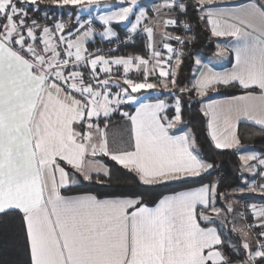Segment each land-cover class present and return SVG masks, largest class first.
<instances>
[{"label": "snow or ice", "instance_id": "snow-or-ice-1", "mask_svg": "<svg viewBox=\"0 0 264 264\" xmlns=\"http://www.w3.org/2000/svg\"><path fill=\"white\" fill-rule=\"evenodd\" d=\"M200 28L212 58L196 50ZM228 56L230 70L210 66ZM230 89L240 94L208 99ZM185 96L199 100L214 148L239 153L243 183L224 193L209 181L155 201L156 186L218 167L190 129L172 134ZM133 103L134 113L122 110ZM117 113L130 122L127 147L110 146ZM240 121L264 136V0H0V236L19 229L26 264H264V151L241 152ZM113 180L119 195L107 191ZM84 182L106 190L61 193ZM245 194L261 203L237 211Z\"/></svg>", "mask_w": 264, "mask_h": 264}, {"label": "trees", "instance_id": "trees-1", "mask_svg": "<svg viewBox=\"0 0 264 264\" xmlns=\"http://www.w3.org/2000/svg\"><path fill=\"white\" fill-rule=\"evenodd\" d=\"M67 11V10H65ZM64 19H68L67 16ZM125 25H118L115 30L123 36L125 32ZM197 40L196 50L200 53L207 54L213 49V45L207 41L204 35L207 33L202 28L197 29ZM97 41L99 38H96ZM116 45H111L115 47ZM96 47H102L107 49L110 47L107 43H96ZM139 42L136 44L135 51L140 52ZM142 49V48H141ZM133 53V48H120L117 55ZM191 75V64L188 59H185L184 64L180 69V81L181 84L187 83L188 78ZM240 94V90H221V94H214L217 96H231ZM167 99V93L163 94ZM189 98V97H187ZM184 97V117L183 123L185 127L190 129L196 136L197 149L200 155L208 158L214 162L218 167L217 170L212 171L211 175H206L199 178L194 183H180L171 182L156 186L154 190L153 199L158 201L161 197L167 194H172L178 191L198 187L200 184L207 183L209 181L219 180V190L224 192L235 188L240 185V162L238 159V153L235 150H217L214 148L212 142L207 136L206 132V118L200 113V103L196 98L191 101ZM171 115V113H170ZM113 117H118V114ZM259 132V128L248 123H240L238 125V135L241 139V144L252 147L256 152L264 151V136L255 135L254 133ZM105 163L111 165L112 162L108 158H102ZM254 179V178H253ZM120 183H127L131 185V181H121ZM117 184L116 180H113V187L107 189L108 192L115 195H119L121 189L115 187ZM106 189L101 188L99 185L89 184L87 182L78 183L72 185L70 189H62L64 194H76V193H92L99 194L104 192ZM103 198V197H102ZM26 252H25V241L17 228L15 231H10L7 238L0 236V264H26Z\"/></svg>", "mask_w": 264, "mask_h": 264}, {"label": "crops", "instance_id": "crops-1", "mask_svg": "<svg viewBox=\"0 0 264 264\" xmlns=\"http://www.w3.org/2000/svg\"><path fill=\"white\" fill-rule=\"evenodd\" d=\"M155 2H156V0H141L142 5L147 6V7H151ZM232 2H233L234 5L240 6V5L244 4L246 2V0H232ZM121 25H123V24H121ZM125 31H126V29H125ZM204 36L207 39V41L210 42L213 45V49H211L210 52H208L207 54H203V53H201V54L203 56H205V57L212 58L213 53L215 51V42L209 40L208 34H206ZM221 42L222 43H227V39L226 38L221 39ZM139 53L142 54V55H146V53L141 48H140V52ZM205 62H208V61L205 60ZM233 62H234V58L231 57V56H228V57H225L223 59H212V63H211L210 66L213 67L214 71H221L222 72V71L230 70ZM133 75H135V73H133ZM146 95H147V100H145L144 102H154V100L157 97L158 93L152 92V93H148ZM231 96H233V95H231ZM187 97L188 96H186V98ZM229 97L230 96H225L224 97V96H217V95H214V94H210L208 99L209 100H215V101H223V100L228 99ZM159 98L160 99H166L164 95H159ZM187 99H189V98H187ZM196 100H198V99H196ZM137 106L138 105L135 104V103H133V104H125V105L122 106V110L123 111H128L129 113H134L135 112V108ZM200 107H201V104H200ZM117 114H118V117H113L112 118L111 126H110V128L108 130L110 146L114 147V148L115 147H127L130 144V142H131L130 141V122H128L126 119L122 118L119 115V113H117ZM240 123L251 124V122H248V121H240L239 124ZM186 130H188V128L185 127L184 123H182L181 125H178L177 128L172 130V134L173 135H181ZM245 146L246 145H242L241 144V152H243L244 150H246V148H248V147H245ZM238 155H239V153H238ZM246 179L251 181V180H253V177L252 176L250 178L247 177ZM191 189H193V188L182 190V191H187V190H191ZM182 191H178V192H175V193H172V194H167V195H176V194H178V193H180ZM61 193H62V189H61ZM62 194L63 195H68V196H79V195H88V194H92V193H76V194H64V193H62ZM164 196H166V195H164ZM163 197H161V198H163ZM256 203L260 204L261 201L257 199ZM239 208H240V206H239ZM238 211H240V209Z\"/></svg>", "mask_w": 264, "mask_h": 264}, {"label": "rangeland", "instance_id": "rangeland-1", "mask_svg": "<svg viewBox=\"0 0 264 264\" xmlns=\"http://www.w3.org/2000/svg\"><path fill=\"white\" fill-rule=\"evenodd\" d=\"M245 147H248L246 148V150H244L243 152H248V151H255L254 149H252V147H249V146H245ZM240 175H241V170H240ZM243 176L245 178H250L251 177V174L249 173H244ZM243 183V180L241 179V182H240V185L235 187V188H231L230 190H226L224 191V193H233V191L237 188H239L241 186V184ZM235 196H239L240 194L239 193H234ZM259 200V197L256 195V194H246L245 196H243L242 198L240 199H236L234 200V206L236 207L237 211L240 209L239 206L241 207V203L242 201H247L248 203H251V202H256L257 199ZM228 200H233V196H229L228 197ZM219 206V204H218ZM237 223L239 224L240 221L237 220Z\"/></svg>", "mask_w": 264, "mask_h": 264}, {"label": "built area", "instance_id": "built-area-1", "mask_svg": "<svg viewBox=\"0 0 264 264\" xmlns=\"http://www.w3.org/2000/svg\"><path fill=\"white\" fill-rule=\"evenodd\" d=\"M103 49H104V48H103ZM105 51H106V49H105ZM256 179H257V182H260V181L258 180V178H256ZM247 204H248L247 201H242V203H241V207H240V211L243 210ZM249 222H250V221H249Z\"/></svg>", "mask_w": 264, "mask_h": 264}]
</instances>
